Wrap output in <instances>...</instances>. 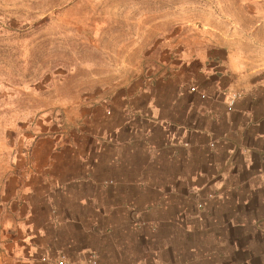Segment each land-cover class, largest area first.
I'll use <instances>...</instances> for the list:
<instances>
[{"label":"crops","instance_id":"0c3cea01","mask_svg":"<svg viewBox=\"0 0 264 264\" xmlns=\"http://www.w3.org/2000/svg\"><path fill=\"white\" fill-rule=\"evenodd\" d=\"M249 1L243 15L253 27L229 29L233 38L219 50L227 76L202 85L206 98L174 88L161 106L133 100L124 138H133V157L112 155L127 127L109 128L102 116L71 157L53 156V143L42 141L32 158L3 169L1 239L23 244L27 259L36 249L73 264L91 256L98 264H264V40L251 51L250 40L235 39L264 32V0ZM195 195L213 197L210 220L187 219ZM207 239L225 246L220 256L199 252Z\"/></svg>","mask_w":264,"mask_h":264},{"label":"rangeland","instance_id":"374dc122","mask_svg":"<svg viewBox=\"0 0 264 264\" xmlns=\"http://www.w3.org/2000/svg\"><path fill=\"white\" fill-rule=\"evenodd\" d=\"M250 3L0 0V174L5 168L13 171L20 159L32 158L42 141L53 143V156L64 152L71 157L77 152L74 142L84 136L89 141L90 127H100L102 116L112 124L109 128L127 127L112 155L133 157V138L124 139L133 127V100L140 106L147 101L161 106L162 95H171L174 88L206 98L202 85L212 83L211 76H227L219 50L233 38L229 29L235 23L238 28L253 27L243 15ZM250 32L235 39L250 40L242 42L253 51L264 32ZM144 89L154 95L146 100L138 94ZM60 136L69 139L59 144ZM99 139L104 145V138ZM212 198H188L187 219L210 220L206 210ZM193 232L187 229V251L193 246ZM224 249L207 239L199 252L220 256ZM57 254L40 255L33 249L27 259L23 244L0 236V264H44L42 257L52 260ZM211 263L205 259L197 264Z\"/></svg>","mask_w":264,"mask_h":264},{"label":"built area","instance_id":"2783aa9c","mask_svg":"<svg viewBox=\"0 0 264 264\" xmlns=\"http://www.w3.org/2000/svg\"><path fill=\"white\" fill-rule=\"evenodd\" d=\"M194 90V89H192ZM235 98H237V95L234 94L230 97L229 100V106H232L234 103ZM41 261L44 264H73V262L65 255V254H58L54 259L50 260L49 257H42ZM83 264H98L96 261V258L94 256H91L88 258L86 262Z\"/></svg>","mask_w":264,"mask_h":264}]
</instances>
